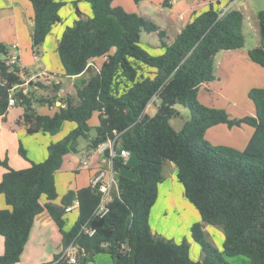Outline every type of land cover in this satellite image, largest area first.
Wrapping results in <instances>:
<instances>
[{
	"label": "trees",
	"instance_id": "16d2710c",
	"mask_svg": "<svg viewBox=\"0 0 264 264\" xmlns=\"http://www.w3.org/2000/svg\"><path fill=\"white\" fill-rule=\"evenodd\" d=\"M86 1L92 16L85 18L76 7L75 22L64 29L56 51L65 75L88 71L90 77L75 80V95L37 99L47 107L60 102L53 114L38 112L24 89L13 94L24 106L19 123L26 125L27 132L55 136L65 123L73 126L62 139L48 145L46 157L39 161L30 160L20 143L19 154L31 161L26 168L11 167L7 156L4 161L0 159L6 168L0 179V194L10 206L0 209V235L4 237L0 264L20 261L41 197L55 196V174L64 156L77 151L79 138L88 137L93 128L89 120L96 111L99 124L94 127L96 135L91 145L97 148L121 133V147L129 150L130 158L137 163L130 165L129 160L114 158L118 191L113 193L108 213L101 218L93 215L101 193L91 186L64 195L65 206L75 197L79 202L78 218L69 230L64 229V208L46 206L63 234L64 247L72 242L78 247L76 264H86L98 253L109 254L113 264H232L227 256L238 255L249 257L250 264H264V87L249 90L255 114L240 118L232 117L224 108L202 105L197 99L200 86L216 78V54L245 46L243 12L237 8L223 11L221 1H210L195 11L181 32L168 42L166 30L154 20L112 6L113 0ZM30 2L32 48L38 56L50 31L62 22L61 10L66 3ZM172 3L162 0L164 7ZM257 18L261 45L251 48L248 55L264 67V9ZM143 31L157 33L161 53L153 54L142 47ZM8 51V46L0 42V116L9 110L13 87L24 82L18 66L10 70L5 64ZM97 59L98 70L93 72L91 62ZM59 90L57 87L56 92ZM154 97L159 105L151 116L146 108ZM178 103L191 112L190 120L179 131L169 122L180 114ZM27 121L32 125L28 126ZM221 123L230 128L243 124L254 128L242 150L213 145L206 139L207 130ZM166 161L176 165V178L202 221L222 227V250L208 239L201 221L190 226L191 236L202 250L201 259L193 258L187 238L175 242L153 232L150 213L164 180ZM89 219L96 228L92 236L80 232ZM61 257L56 255L54 260ZM51 264L70 263L62 258Z\"/></svg>",
	"mask_w": 264,
	"mask_h": 264
},
{
	"label": "crops",
	"instance_id": "0c3cea01",
	"mask_svg": "<svg viewBox=\"0 0 264 264\" xmlns=\"http://www.w3.org/2000/svg\"><path fill=\"white\" fill-rule=\"evenodd\" d=\"M152 1H155L156 5H152L150 1L149 3H147L145 2V0H140L139 3H135L134 0H113L112 6H123L129 9L127 10L129 12H137L141 15L146 16L149 19L154 20L160 26L161 29L166 30L167 40L168 42H171L181 32L182 28L192 19L193 13L195 11H199L202 8L206 7V5L210 1H217V0H173L171 7H164L162 5V0H152ZM219 1H221L222 3L221 5H224L225 0H219ZM238 1L241 0H234L222 7L225 10H228L229 8H237L243 12L244 14L243 27H242L243 34L246 37V33L251 35L252 31L255 32L256 33L255 36L258 38L257 45L260 46L261 37L259 34L257 14L254 13L251 7L243 0L240 5L241 7L240 8L236 7L235 3ZM25 2L26 3L24 4L21 0H0V42L5 43V41L8 39V37H6L3 34V31H6L12 34L13 36V39L11 40L12 44H18L19 48L21 47L20 62L17 65L19 67V74L21 76L25 73L27 74V72H30L32 77L36 75L43 76L46 73H50V75L54 79H56L55 75H61L63 76L62 80L56 79V83H60V82L63 83L57 94L59 96L63 95L65 89L67 92H71L70 87L74 85L75 80L83 78L86 72L77 76H68L64 74L63 67L60 72L58 71L59 68H57L58 72L57 71L53 72L49 64H46L45 62L40 63L38 69H35L33 72L28 68L34 62L39 60V54H38V59L37 60L34 59V52L32 48V32L34 27L33 8L30 0L29 1L25 0ZM133 2L135 4L136 10H133L134 8H132ZM83 16L85 18H88L92 16V12H87V13L84 12ZM66 22L67 21L65 17L62 16V22L58 23L53 27V29L48 34L44 44L46 43L47 40H49V38H52L57 48L58 41L64 29L66 28L67 24L72 25L71 23H66ZM26 49L27 50L30 49V54L32 56V59H30L28 55H26L25 53ZM250 49L251 48H247L246 46H244L240 49L219 51L215 56L216 78L212 81L205 82L200 86L197 92V98H199V96L200 98L201 96L211 97V94L216 91L220 95L226 94L223 90L227 86L229 80L232 82V77L234 76L237 84L232 87L231 92H229V88H226V91H228L229 95L226 94L228 98H225V100L229 99L227 102L228 103L231 102L230 105L232 106V108H227V111L230 113L232 117H236V118H240L247 114L254 115L255 114L254 103L253 102L250 103L251 99L249 98V96L248 98L246 96L248 95V92L251 88L264 87V67L253 62L250 59L248 55V51ZM99 61L100 60L98 59L94 60L91 62V65L92 64L95 65L94 63L98 64ZM223 80L226 81L224 82ZM1 81L3 80L0 77V82ZM65 83L71 84L70 87L68 86L65 87L64 86ZM239 84H241V86H239ZM230 95L236 98H233ZM242 98H245V101H242ZM156 101L159 102V100L155 98L150 104H155ZM19 105L20 104L14 105L12 108L8 110L5 116H0V159H3L6 154L10 155V151L14 149L15 152V153L13 152L14 155L11 154L14 157L11 159H14L15 162H18V164L15 166L16 169L25 168V164L21 161L23 159L17 156V153L19 154V150H18L19 147L17 144L18 142L17 138L16 136L14 137L13 135L15 130L11 129L10 132L7 131L6 133L5 127L9 121L12 112ZM58 105H60V102H57L56 106H52L51 108H47V109L44 108L43 110H41V108L40 110H38V108L36 107L35 108L37 109V111L41 113L53 114ZM231 109H235L236 111L239 112V114L234 115ZM21 111H19L18 114L19 117L18 124L23 126L24 124L22 120H21L22 123H19V120L20 117L24 114V108ZM15 116H17V113H15ZM89 124L92 127H95L96 125L99 124V118L95 117V112L92 118L89 120ZM244 125L246 124H243L242 126H234L230 128L223 123L217 124L210 127L207 130L205 137L206 138L208 137V133L214 127L218 128L216 131H219V133L226 134L227 132L233 131L234 128L244 127ZM253 131H254L253 127L250 130L245 131L243 138H246L247 139L246 141L244 139L242 141L237 140L236 142L232 140L230 142V145L235 146L237 147V149L242 150L248 143L250 137L253 134ZM94 136L88 135V137L79 138L76 152L79 153L82 151L85 158H82L83 156L82 154L79 159L75 155H71L70 157H67L65 161L63 160L61 168L57 170L55 174V196L47 197L46 195H43L41 197L40 209L35 216V221L29 236V240L25 245L23 253L21 254L20 261L15 264H46V263L51 264L55 262L54 257L56 255L61 256L65 252L66 248L64 247L63 244V234L60 231L57 223L51 217L46 206L53 205L55 207L65 209L66 206L63 203V197L65 194L68 193V191L77 190L79 188H84V187H90V181L93 175L99 170L101 166L105 165L103 155L97 150V148H94L91 145V139ZM81 138L87 140L86 141L87 144H82L80 141ZM93 151H95L96 153H93ZM128 160L130 165H134L137 163V160L134 158H130ZM174 168L175 171L172 174L173 176L172 180H174L173 183L175 184V179H176L175 176L177 171L176 165L174 166ZM5 171H6L5 167L3 168L0 167V179ZM126 171L129 175L133 176V173L130 169H127ZM163 182H161L159 185L158 198L156 203L152 207L150 213V224L154 233L157 231L154 230L156 228L152 225L151 219L153 217V212H155L157 206H160L159 208L160 211L159 210H158L159 212L157 211L158 214L156 213V216L160 215L161 218L168 216L170 210H172L174 213H177L176 215H178L180 218L181 212L185 211L186 209H189L190 211L193 212V221L196 219L198 214L195 213L196 211L195 212L193 211L192 207H190V205L186 203V201L180 198L181 192H183L182 191L183 187L182 188L178 187V189L176 190L175 189L176 187L174 186L173 188V186L170 184V188L169 189L167 188L164 191V194L162 195L161 192H162ZM177 195L179 196V198ZM161 197H164V200L162 202H160ZM172 199L174 200L178 199L179 203H181L182 205L179 204L178 202H177L178 205L177 203H172V204L169 203L171 202ZM77 201L78 200L75 197L73 198L72 203L69 205H72L74 203L76 204ZM184 207H186V209ZM6 208H10V206L7 205V203L5 202L4 195L0 194V209H6ZM178 208H180L182 211H179ZM76 210H77V216L74 219L69 218L68 214ZM64 212H65L63 214V217L65 219L64 229L69 230L75 223L76 219L78 218L79 206L75 207L73 210L68 212L64 210ZM199 218L200 219H198L197 221H201L202 223L207 224L206 226L214 227L211 229H215V226H210L208 223L202 221L201 216ZM180 222L182 226L184 224L185 229L190 228V226L194 223V222L186 223V221L183 223L181 220ZM187 239L191 243V248H192L195 242L191 241L190 236H187ZM3 252H4V237L0 235V255ZM201 257H202V253L198 259H200Z\"/></svg>",
	"mask_w": 264,
	"mask_h": 264
},
{
	"label": "rangeland",
	"instance_id": "374dc122",
	"mask_svg": "<svg viewBox=\"0 0 264 264\" xmlns=\"http://www.w3.org/2000/svg\"><path fill=\"white\" fill-rule=\"evenodd\" d=\"M21 1L24 4L26 3L25 0H21ZM64 1L66 4L62 8L61 13H62V16L65 17V19L67 21L66 23L74 24L75 19H76V14H75L76 7L81 9L83 13L84 12H86V13L92 12L90 4L86 0H64ZM149 1L152 3V5H156L155 1L145 0V2H147V3H149ZM243 1H245L251 7L253 12L256 14H258V12L260 10L264 9V0H243ZM241 3H242V0L236 2L235 3L236 7L240 8ZM226 4L227 3L225 2L224 5H226ZM224 5H221V6H224ZM132 6H133L132 8H134L133 10H136L134 2H133ZM123 8L126 10H129L126 7H123ZM223 11H226V10L223 8ZM3 34L6 37H8V39L5 41V44L8 46V48L10 50L12 45H13L12 41H11L13 39V36H12V34H10L9 32H6V31H3ZM255 35H256V33L253 31H252L251 35L246 33L245 46L247 48H253L255 46H258L257 45L258 44V42H257L258 38ZM159 43H160L159 37H158L156 32H151V33H148L145 31L142 32V34H141V45H142V47L146 48L149 52H151L153 54L161 53ZM25 53H26V55H28V57L30 59H32V56L30 54V49H28V50L26 49ZM43 62H45L46 64H49V66H50L51 70H53V72L57 71V68H59V70H58L59 72L62 69L60 58H59V55L56 51V46H55V43L53 42L52 38H49V40H47L45 44L43 43L40 46L39 60L34 62L28 68L33 72L35 69H38L39 64L43 63ZM94 64L95 65H93V64L91 65V70H93V72H96L98 70V64L97 63H94ZM59 74H61V73H59ZM89 74H90L89 72H86L84 77L80 78V79L88 78ZM20 77L22 78V80H24V82L19 84L18 87H16L14 90H12V94L16 93V91H21L22 89L27 88L28 95H30L33 99L32 101L34 102V107L38 108V110H40V108H41V110H43L44 108L45 109L51 108V106H49V105H48V107L47 106L43 107V105L40 102H38L37 99L51 98V97L55 96L57 94V92H56L57 87L61 88V85H63L62 82L56 83V79L62 80L63 76L55 75L56 79H54L50 75V73H46L43 76L36 75V76L32 77L31 73L27 72V74L25 73L22 76L20 75ZM80 79H78V80H80ZM223 81L225 82L226 80H223ZM236 84H237L236 79L233 76L232 82L229 80L227 83V86L225 87V89L223 91L226 94H228V91H226V88H229V92H231L232 87ZM70 85L71 84L65 83L64 86L70 87ZM223 85H224V83H223ZM239 86H241V84H239ZM70 90H71V92H67L65 89V92L63 95H61V96H59L58 94L57 95H58V97H65L67 94L75 95V92H76L75 85H72L70 87ZM226 94L220 95L216 91V92L211 94V97L201 96V98H200V96H199V98H197V99L202 105H205L207 107L224 108L227 110V108H232V106L230 105L231 102H229V103L227 102L229 99L225 100V98H228V96ZM230 96H232V95H230ZM232 97L236 98L234 96H232ZM246 97L248 98V95ZM242 101H245V98H242ZM227 103H228V105H227ZM250 103H252L251 100H250ZM17 104H19L18 101H17ZM158 105H159L158 101H156L155 104H149L146 108L147 113L150 115H154L157 112V106ZM23 108H24V106L20 104L12 112V114L9 118V121L5 127L6 133H7V131L10 132L11 129L15 130L13 135H14V137L16 136V138H17L18 147H19L20 143L23 145L24 149H26V151H27V155L30 158V160L38 161V160L44 159L45 158L44 156H46L47 152H48V145L51 142H55V141L62 139L70 131V129L72 128L73 125H72V123H68V122L65 123L63 125L61 131L55 136L54 135L52 136L49 134H44L42 132L29 133V132H27L25 124L23 126L18 124V119H19L18 114H19V111H21ZM178 110L180 111V114L178 116L172 118L169 121L170 125L177 131L181 130L184 123L189 121L191 118V112H190L188 107L182 106V107L178 108ZM231 110H232L234 115L239 114V112L236 111L235 109H231ZM15 113H17V116H15ZM95 117L98 118V112H95ZM27 124H28V126L32 125L31 122H29V121H27ZM251 128L252 127L250 125L246 124V125H244V127H240V128L236 127L231 132H227L226 134H221V133H219V131H216L218 128L214 127V128H212V130H210V132L208 133V137L206 139L213 145L231 146L230 142L232 140L234 142H236L237 140L242 141L243 139L246 141L247 139L243 138L244 133H245V131L250 130ZM89 135H91V136L96 135V130L94 127L91 128ZM80 141L82 144H87L86 143L87 140H85L84 138H81ZM232 147L237 148L235 146H232ZM18 150H19V148H18ZM15 151H17V150H15ZM13 152H14V149L12 151H10V155L6 154L5 157L1 160L4 161L6 156H7L8 159H6V161L9 163V165L11 167L15 168V166L18 164V162H15L14 159H11L14 157L13 155L15 152L14 153ZM93 153H96V152L93 151ZM11 154H13V155H11ZM82 154H83L82 151L79 153L78 152H69L67 155H65L63 160L65 161L66 158L70 157L71 155H75L79 159ZM17 156L19 158L23 159L21 161L25 164V168L30 164L31 161L27 160L22 155L17 153ZM82 158H85L84 154H83ZM174 166H175V164L171 161H166L164 163L163 171H162L163 177H164V182H163V187H162V192H161L162 195L164 194V191L167 188L168 189L170 188V184L173 186V188L175 186L176 190L178 189V187H180V188L183 187L182 184L177 180V178L176 179L174 178L175 184L173 183L174 180H172V178H173L172 174L175 171ZM0 167L3 168L4 165L0 163ZM182 191H183V188H182ZM172 192H173V190H172ZM181 196H180V198L183 199L184 201H186V203H188L190 205V207H192L193 211L194 212L196 211L195 213H198L197 217L194 221H197L198 219H200L199 218L200 214H199L198 210L195 208V206L193 204L188 202L187 198L184 195V191L181 192ZM178 198H179V196H178ZM163 200H164V197H161L160 202H162ZM177 202L179 203L178 199L177 200L172 199L171 202H169V203L172 204V203H177ZM178 203H177V205H178ZM179 204H181V203H179ZM159 208H160V206H157V208L155 209V212H153V217H152L153 220L151 219L152 225L156 228L154 230L157 231L155 233H157L158 235H160L166 239H171L175 242H181L184 238H187V236H190L191 241L194 242V240L191 236L190 228L185 229L184 224L182 226V224L180 222V220H181L183 223L185 221H186V223H188V222L193 223L194 221H193V212L192 211H190L189 209H186V207H184L186 209L185 211L181 210L182 207H181V209L178 208L179 211H182L180 214L181 217L179 218V216L176 215L177 213H174L172 210H170L169 215L164 217L165 218L164 219V218H161L160 215L156 216V213L159 210ZM76 216H77V210L68 214V217L71 219H74ZM206 225L207 224L203 223V227L206 229L205 232L207 234L208 239L211 242H213L217 248L222 250V242L224 239V232H223L222 227L209 224L210 226H215V229H211L214 227H209ZM191 252H192L193 258L198 259L202 253V250L198 244L194 243L192 248H191ZM227 259L232 264H250L249 257L244 256V255L227 256ZM86 264H113V261H112V258L109 254L98 253L94 256L93 260H88Z\"/></svg>",
	"mask_w": 264,
	"mask_h": 264
},
{
	"label": "built area",
	"instance_id": "2783aa9c",
	"mask_svg": "<svg viewBox=\"0 0 264 264\" xmlns=\"http://www.w3.org/2000/svg\"><path fill=\"white\" fill-rule=\"evenodd\" d=\"M21 51L18 44H13L8 54L5 57V64L13 70L15 66L20 62ZM34 59H38V56L34 54ZM19 85H15L12 90H14ZM27 93V88L23 90ZM155 99V97L150 101V103ZM149 103V104H150ZM17 104V98L11 94L9 97L8 109L12 108ZM121 133H116L115 137L109 138L106 141L98 145L97 150L104 157V166H101L99 170L93 175L90 181V186L96 191L101 193V198L94 210V216L103 217L109 211V205L113 199V193L118 191V176L114 169V158L116 156L122 157L124 162H127L130 158V151L126 148L121 147L120 140ZM79 206V202L76 204L68 205L65 207V211H71L75 207ZM83 233L92 236L96 232V228L92 227L90 224V219L86 221L82 227L81 231ZM79 250L78 247L72 242L68 247H66L65 252L62 254V258L67 260L70 264H76L78 261ZM59 259V260H60ZM56 260V261H59ZM55 261V262H56Z\"/></svg>",
	"mask_w": 264,
	"mask_h": 264
},
{
	"label": "water",
	"instance_id": "95a60500",
	"mask_svg": "<svg viewBox=\"0 0 264 264\" xmlns=\"http://www.w3.org/2000/svg\"><path fill=\"white\" fill-rule=\"evenodd\" d=\"M182 106H183L182 103H178V104L176 105V108L178 109V108H180V107H182Z\"/></svg>",
	"mask_w": 264,
	"mask_h": 264
}]
</instances>
